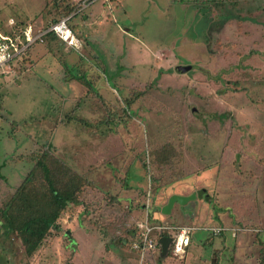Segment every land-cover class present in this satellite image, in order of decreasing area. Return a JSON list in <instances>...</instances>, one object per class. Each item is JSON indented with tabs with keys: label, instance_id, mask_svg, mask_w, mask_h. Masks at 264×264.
I'll list each match as a JSON object with an SVG mask.
<instances>
[{
	"label": "rangeland",
	"instance_id": "obj_1",
	"mask_svg": "<svg viewBox=\"0 0 264 264\" xmlns=\"http://www.w3.org/2000/svg\"><path fill=\"white\" fill-rule=\"evenodd\" d=\"M68 13L83 52L53 37L26 72L28 53L0 67V154L16 162L19 141L27 174L49 152L83 179L79 203L32 256L0 238V264H262L264 0H0V32ZM26 174L0 181V206ZM146 215L172 237L198 227L182 257L141 259L131 244ZM220 221L221 234L204 229Z\"/></svg>",
	"mask_w": 264,
	"mask_h": 264
},
{
	"label": "trees",
	"instance_id": "obj_2",
	"mask_svg": "<svg viewBox=\"0 0 264 264\" xmlns=\"http://www.w3.org/2000/svg\"><path fill=\"white\" fill-rule=\"evenodd\" d=\"M79 9L80 6H76L73 13ZM53 37L56 38L48 34L44 40L49 42ZM83 183L78 174L49 152L43 151L15 191L0 206V238L10 242L13 238L19 239L24 253L32 256L50 231L57 230V220L62 211L71 203H79ZM166 255H170L169 249ZM259 260L264 264V253Z\"/></svg>",
	"mask_w": 264,
	"mask_h": 264
},
{
	"label": "built area",
	"instance_id": "obj_3",
	"mask_svg": "<svg viewBox=\"0 0 264 264\" xmlns=\"http://www.w3.org/2000/svg\"><path fill=\"white\" fill-rule=\"evenodd\" d=\"M71 15L72 14L63 16L59 20L53 21L46 26L39 27L36 30H33L31 25H27L21 30V34L19 35L10 36L4 35L0 32V57H2V59H0V67L6 66L7 68H10L11 61L21 58L33 44L44 42V36L48 34L54 35L70 49L80 45L79 38L73 33L69 25ZM137 225L139 231L137 233V238L132 242L131 247L140 253L141 259L150 252L160 254L161 247L158 240L161 236L171 237V242L168 247L170 255L174 257H182L186 253V249L190 244V233L193 230L192 227H180L174 232L175 237H172L169 233L174 230L173 227L162 224H150L147 216L144 221H141ZM181 229H188V243L183 244L182 253L177 254V238L181 233ZM223 229L224 228L222 227L206 228V230L213 234H217Z\"/></svg>",
	"mask_w": 264,
	"mask_h": 264
},
{
	"label": "crops",
	"instance_id": "obj_4",
	"mask_svg": "<svg viewBox=\"0 0 264 264\" xmlns=\"http://www.w3.org/2000/svg\"><path fill=\"white\" fill-rule=\"evenodd\" d=\"M85 37V36H84ZM58 40V39H57ZM80 41H81V39H80ZM59 42H61L60 40H59ZM49 43V44H48ZM62 43V42H61ZM42 44V46L41 47H43V49H40V48H38L37 47V43H35V44H33L30 48H29V50L27 51V56H30V60H28V61H26V63L24 64V65H26L27 67H26V69H24L23 71L24 72H26L29 68H30V66L31 65H33V63H36L37 62V59H39V58H42V55H41V57H37L36 55H38L39 53H41V52H43V54L44 53H50L49 52V50H48V48H46V45L47 46H49L50 44L52 45L53 43H50V42H47V41H45V43L43 42V43H41ZM81 44L83 45V46H80V49L82 48L83 50H85V48L88 46V42H87V38H86V42L85 43H83L82 41H81ZM80 44V45H81ZM57 45V44H56ZM64 45V44H63ZM64 47H65V45H64ZM65 48H67V47H65ZM81 49V51L83 52V50ZM70 50H73V49H70ZM80 56H82V54L80 53ZM76 59V58H75ZM73 60V59H72ZM20 75H23V73H21ZM20 75L18 76V77H20ZM49 77H50V79H51V83L49 84H46V86L51 90V92H52V95H54V96H60L61 98L63 97V96H67V95H65L64 93H63V87H62V84L61 85H59V83L58 82H61V81H65L66 80V78H62V76L61 75H53V74H49ZM19 82V81H18ZM20 83V82H19ZM64 87H67L66 86V84H64ZM92 88V87H91ZM13 144V147L16 149V148H19V151H18V153H16V156H14V158H15V161L16 162H11V164L10 163H8L7 161L9 160L8 158L10 157V156H12L10 153H7L6 151H5V153L3 154V155H1L0 154V181L2 182V184H4V186L5 185H7V184H9L10 182H8L9 181V179H10V177L11 176H14V177H20V175L21 174H26V168H27V170H28V168H29V164L28 163H26V161L28 160V156L26 155H24V154H29V153H31V152H27L26 151V147L25 146H22V144H19V141H17V143L14 141V142H12ZM21 143V142H20ZM17 150V149H16ZM11 153H12V151H11ZM6 154V155H5ZM9 155V156H8ZM19 155V156H18ZM22 155V156H21ZM13 158V157H12ZM31 162H33V161H31ZM4 166H7V168H6V173L5 172H3V170H2V167H4ZM10 170H11V172H10ZM20 171V173H18L17 174V172H19ZM16 173V174H15ZM18 183H19V181H17ZM18 183H16L14 186H16ZM164 204H166V202H163L162 203V206L164 205ZM175 204V203H174ZM173 204V205H174ZM172 208H173V206L171 207V209H170V211L172 210ZM149 211V210H148ZM147 216V215H146ZM194 217V216H193ZM193 217L191 218V216H190V218H191V220H193ZM219 224H221V225H219ZM212 227H222V228H224L223 227V223H222V221H220V222H218V224L217 225H214V226H212ZM193 228V231H195L198 227H192ZM205 230H206V228H204ZM224 230V229H223ZM206 231H208V230H206ZM208 232H210V231H208ZM193 242H194V240H192ZM193 242L191 243V245H192V247L194 246L193 245ZM190 245V244H189ZM156 256H159L160 257V254H157V253H154Z\"/></svg>",
	"mask_w": 264,
	"mask_h": 264
},
{
	"label": "water",
	"instance_id": "obj_5",
	"mask_svg": "<svg viewBox=\"0 0 264 264\" xmlns=\"http://www.w3.org/2000/svg\"><path fill=\"white\" fill-rule=\"evenodd\" d=\"M177 70L179 72H187L188 70L191 69V65H178ZM195 197V194H192L190 196H178V195H172L166 202V204H164L161 208V211L163 213H169L171 207L173 206V204L175 202H178L180 204H184L186 203L188 200L192 199ZM160 247H161V252H160V256L163 258L166 256L167 252H168V247L169 244L171 242V237L170 236H161L158 240Z\"/></svg>",
	"mask_w": 264,
	"mask_h": 264
},
{
	"label": "clouds",
	"instance_id": "obj_6",
	"mask_svg": "<svg viewBox=\"0 0 264 264\" xmlns=\"http://www.w3.org/2000/svg\"><path fill=\"white\" fill-rule=\"evenodd\" d=\"M2 59V57H0ZM188 229H181V233L179 237L177 238V246H176V253L180 254L183 251L182 245L188 243V237H187Z\"/></svg>",
	"mask_w": 264,
	"mask_h": 264
}]
</instances>
